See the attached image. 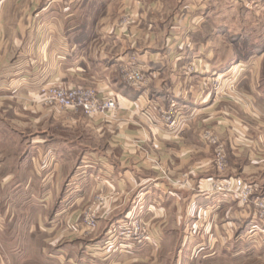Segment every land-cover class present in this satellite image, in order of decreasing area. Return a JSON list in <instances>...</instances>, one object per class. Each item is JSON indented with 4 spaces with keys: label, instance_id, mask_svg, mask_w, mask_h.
<instances>
[{
    "label": "crops",
    "instance_id": "crops-1",
    "mask_svg": "<svg viewBox=\"0 0 264 264\" xmlns=\"http://www.w3.org/2000/svg\"><path fill=\"white\" fill-rule=\"evenodd\" d=\"M239 7L251 8L244 0H0V264H159L161 231L228 229L218 215L230 204L197 191L218 173L211 135L264 195L260 72L239 80L235 96L229 81L214 92L207 79L230 68L225 24L241 20ZM129 64L144 70L147 88L125 82ZM59 85L94 87L118 108L88 116L44 105L41 89ZM170 111L174 131L164 123ZM97 196L108 201L98 233L85 235L81 216ZM164 196L147 217L151 245L98 248L111 221L134 213L133 199ZM257 234L238 245L257 253Z\"/></svg>",
    "mask_w": 264,
    "mask_h": 264
},
{
    "label": "rangeland",
    "instance_id": "rangeland-1",
    "mask_svg": "<svg viewBox=\"0 0 264 264\" xmlns=\"http://www.w3.org/2000/svg\"><path fill=\"white\" fill-rule=\"evenodd\" d=\"M244 2L251 8L249 10L246 9V7H239L237 9L238 13L241 15V20L225 24L227 37L225 36L226 38L223 39V51H229L227 65L230 67L229 70L224 72V76L216 73H211L207 76L210 82V89L214 92L220 89V82L229 81L230 84L228 89L233 91V96H235L238 81L241 79H251L253 75L256 77V74L259 72L261 79L264 81V53L259 54L260 50L264 51V1L244 0ZM223 57H225V55H223ZM259 58H263L261 66H259L260 62L257 61ZM236 63H239L240 66L235 70L233 67ZM256 68H259V70ZM248 105L251 106L249 103ZM208 141L217 146L213 155L214 165L218 173L213 178L211 189L201 190V188H197V191L206 195L220 194L223 198L221 199L224 200L226 204L230 205L228 206L229 209L224 212L223 209L221 210L223 213L218 215V221L221 219H229V223L232 225H229L226 230L221 229L218 231L213 229L206 230V228L197 230L180 228L178 230L177 227H175L174 230L161 231L159 264H264V230L259 232L257 225H255L256 227L254 226V224H260V229L264 227V208L259 206V204L264 205V195L256 184L238 176L237 170L234 169L235 166L231 165L233 170L230 168L227 159L228 154L223 146L218 144V139L215 136H209ZM220 150H222L225 155L226 167L222 171L218 169L216 163V157ZM237 179H242L248 185H253L255 187L256 191L250 197V200L244 201L241 191L233 186L228 187L227 184H230L229 182ZM168 182L172 183V186H176V190L182 187V185L174 179H169ZM166 200L165 196L160 200L154 197L148 199L145 197L136 200L133 199L131 202L132 204L135 202L134 213L127 217L122 214L118 216L119 218L116 220L111 221V225L106 231V236H104L106 242L104 246L98 248L103 249V251L128 254L138 250L140 251L142 248L151 245L155 234L149 227L151 219L147 220V217L155 212L157 202H160V206H162V202L164 204ZM107 201V198L97 196L92 204L86 205L80 223L82 226L81 229L83 228L82 231L85 235L98 233L97 217L99 215L97 212L100 208L104 207ZM190 202L189 204L187 203V207L190 205L192 206L193 203L190 204ZM248 207H250V210L253 212L251 218L241 217L238 212H241V210H248ZM186 210L187 209H185V212ZM228 211L231 212L229 215H227ZM187 216L186 213L183 215V223H185ZM242 216H245V214L243 213ZM233 218H236V220ZM166 219H162L161 216L160 221H165ZM168 219L173 222L171 216H168ZM86 221H94L95 227L89 226ZM256 233H258L256 237L257 240L260 241L263 246L259 249L260 251L254 253L252 246L243 244L242 246L238 245L240 240L249 242ZM192 238L195 239L193 242H191L193 240ZM163 240H165L164 243ZM209 244L211 246H209ZM97 251L101 250L97 249ZM200 254H204L205 257L210 255V257H207L209 259L206 262L199 261L198 256Z\"/></svg>",
    "mask_w": 264,
    "mask_h": 264
},
{
    "label": "built area",
    "instance_id": "built-area-1",
    "mask_svg": "<svg viewBox=\"0 0 264 264\" xmlns=\"http://www.w3.org/2000/svg\"><path fill=\"white\" fill-rule=\"evenodd\" d=\"M123 77L125 82L133 88L144 89L148 87V77L145 75L144 70L140 69L136 64L124 66ZM40 101L46 106L58 108L60 110L81 111L88 116L107 114L118 108V103L115 98L100 95L99 91L94 87L65 85L44 87L40 92ZM173 114L174 113L171 111L164 113L166 128L172 131H174L177 126ZM216 163L220 171L225 169V155L222 150L217 154ZM229 183L230 184H227L228 187L233 186L241 191L244 201L250 200V197L256 191L253 185H248L242 179H237ZM259 206L264 208L263 204H259ZM86 223H88L89 226L95 227L94 221H86Z\"/></svg>",
    "mask_w": 264,
    "mask_h": 264
}]
</instances>
